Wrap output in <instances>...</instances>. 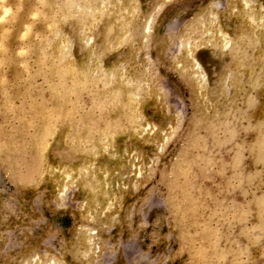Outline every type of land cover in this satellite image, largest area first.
Listing matches in <instances>:
<instances>
[{"label":"rangeland","instance_id":"obj_1","mask_svg":"<svg viewBox=\"0 0 264 264\" xmlns=\"http://www.w3.org/2000/svg\"><path fill=\"white\" fill-rule=\"evenodd\" d=\"M260 22L264 0H0V264H264Z\"/></svg>","mask_w":264,"mask_h":264},{"label":"bare ground","instance_id":"obj_2","mask_svg":"<svg viewBox=\"0 0 264 264\" xmlns=\"http://www.w3.org/2000/svg\"><path fill=\"white\" fill-rule=\"evenodd\" d=\"M41 1H42V0H41ZM99 2H100V1H99ZM112 7H113V6H112ZM5 8H6V7L3 5V8H2L3 11L5 10ZM6 10H7V9H6ZM78 11H79V10H78ZM5 12H6V11H4V13H5ZM38 13H39V11H38ZM103 13H104V12H103ZM93 14H94V13H93ZM96 14H97V13H96ZM99 15H100V14H99ZM89 16H90V15H89ZM17 21H18V20H17ZM23 22H24V21H23ZM260 23H261V22H260ZM89 24H90V23H89ZM261 25L264 27V25H263L262 23H261ZM115 27H116V26H115ZM252 27L256 28L257 26H256V27H255V26H252ZM259 27H260V26H259ZM263 27H262V28H263ZM56 28H57V27H56ZM56 30H57V29H56ZM58 30H59V29H58ZM252 30H253V29H252ZM53 31H54V30H53ZM220 37L222 38V35H220ZM222 40H224V39L222 38ZM258 41H259V39H258ZM223 42H224V44H223L221 47H222V50H225V49L227 48V46H228V42H227V40H226V42H225V41H223ZM212 48H213V47H212ZM5 49H6V48H5ZM63 51H64V50H63ZM52 57H53V56H52ZM55 58H56V57H55ZM55 58H54V59H55ZM54 59H53V60H54ZM58 59H59V58H58ZM51 60H52V59H51ZM195 64H197V63H195ZM195 67L197 68V65H196ZM200 68H201V67H200ZM198 70H199V69H198ZM66 71H67V70H66ZM66 71H65V72H66ZM72 71H74V70L72 69ZM67 73H68V72H67ZM196 75H197V74H196ZM199 77H200V76H199ZM74 78H75V77H74ZM121 81H122V80H121ZM197 82H198V81H197ZM197 82H195V83H197ZM202 84H203V83H202ZM202 84H201V85H202ZM198 86H199V85H197V87H198ZM202 86H204V85H202ZM202 86H201V87H202ZM203 88H204V87H203ZM205 88H206V87H205ZM194 89H195V88H194ZM200 89H201V88H200ZM200 89H198V90L200 91ZM196 90H197V89H196ZM195 92H196V91H195ZM199 94H201V93H197L198 96H199ZM194 95H195V94H194ZM198 96H197V98H198ZM204 96H205V95H204ZM193 97H194V96H193ZM199 97H200V96H199ZM194 98H195V97H194ZM194 98H193V99H194ZM203 98H204V97H203ZM203 98H202V100H203ZM205 98H206V97H205ZM205 98H204V100H205ZM199 99H200V98H199ZM195 101H196V100H195ZM198 101L200 102L201 100H198ZM201 102H202V101H201ZM203 102H205V101H203ZM193 103H194V102H193ZM203 104H204V103H203ZM195 107H196V105H195ZM202 108H204V107H202ZM195 109H196V108H195ZM198 109H199V108H197V110H198ZM200 109H201V107H200ZM53 111H54V110H53ZM55 112H56V111H55ZM197 112H198V111H197ZM200 113H201V112H200ZM197 114H198V113H197ZM197 114H196V115H197ZM198 116H200V115L198 114ZM195 117H196V116H195ZM41 123H42V122H41ZM42 125H43V124H42ZM40 126H41V125H40ZM36 127H37V126H36ZM38 127H39V125H38ZM39 128L41 129L42 127H39ZM39 128H38V129H39ZM52 128H53V127H52ZM39 131H40V130H39ZM39 133H41V132H39ZM48 138H49V137H48ZM100 139H101V138H100ZM69 141H70V140H69ZM100 141H101V140H100ZM99 143H100V142H99ZM101 143H102V142H101ZM101 143H100V144H101ZM97 144H98V142H97ZM103 144H104V143H103ZM70 145H71V144H70ZM72 146H73V145H72ZM102 148H103V147H102ZM43 149H44V148H43ZM85 149H86V148H85ZM96 150H97V149H96ZM101 151H102V150H101ZM103 151H105V150H103ZM107 152H108V151H107ZM82 154H83V153H82ZM85 155H86V154H85ZM97 157H98V156H97ZM133 162H134V161H133ZM89 165H90V164H89ZM111 168H112V167H111ZM79 170H80V169H79ZM75 171H77V169H76ZM91 171H92V170H91ZM78 173H80V172H78ZM86 174H87V173H86ZM94 177H95V175H94ZM67 180H68V179H67ZM103 183H104V182H103ZM109 183H110V182H109Z\"/></svg>","mask_w":264,"mask_h":264}]
</instances>
